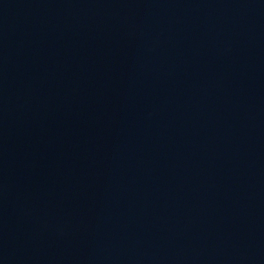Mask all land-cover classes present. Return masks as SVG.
<instances>
[{
  "label": "water",
  "instance_id": "water-1",
  "mask_svg": "<svg viewBox=\"0 0 264 264\" xmlns=\"http://www.w3.org/2000/svg\"><path fill=\"white\" fill-rule=\"evenodd\" d=\"M0 264H264V0H0Z\"/></svg>",
  "mask_w": 264,
  "mask_h": 264
}]
</instances>
